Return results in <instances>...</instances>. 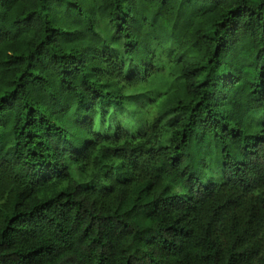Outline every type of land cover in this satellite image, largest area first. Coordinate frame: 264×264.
Instances as JSON below:
<instances>
[{"label": "trees", "instance_id": "1", "mask_svg": "<svg viewBox=\"0 0 264 264\" xmlns=\"http://www.w3.org/2000/svg\"><path fill=\"white\" fill-rule=\"evenodd\" d=\"M0 264H264V0H0Z\"/></svg>", "mask_w": 264, "mask_h": 264}]
</instances>
